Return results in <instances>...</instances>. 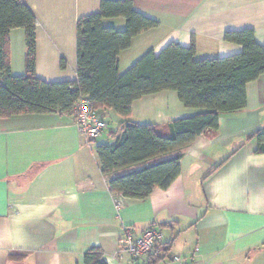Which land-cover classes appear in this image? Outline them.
<instances>
[{
    "label": "crops",
    "instance_id": "crops-1",
    "mask_svg": "<svg viewBox=\"0 0 264 264\" xmlns=\"http://www.w3.org/2000/svg\"><path fill=\"white\" fill-rule=\"evenodd\" d=\"M101 1L24 0L37 18L40 79H77V21L98 12ZM134 5L159 26L121 52V74L171 42L194 46L197 58L237 54L242 46L225 40L229 30L253 29L264 45V0H134ZM122 20L104 23L123 29ZM26 54L24 29H13V74L25 73ZM246 89L247 106L221 114L217 132L110 176L103 173L96 148L114 143L110 134L121 129L122 117L113 110L100 111L108 129L92 146L74 115L0 118V264H83L84 253L94 246L103 250L107 264H147L121 249L125 226L137 234L149 227L162 233L152 253L162 258L158 264H177L174 256L195 264H264V153L256 152L252 138L264 130V74ZM198 112L166 90L136 100L129 119L165 125ZM176 154H182L181 174L169 188H157L146 199L110 191L111 177Z\"/></svg>",
    "mask_w": 264,
    "mask_h": 264
},
{
    "label": "trees",
    "instance_id": "trees-1",
    "mask_svg": "<svg viewBox=\"0 0 264 264\" xmlns=\"http://www.w3.org/2000/svg\"><path fill=\"white\" fill-rule=\"evenodd\" d=\"M119 17L125 20L124 29L104 23L105 19ZM36 26L37 18L24 0H0V118L52 112L74 115L81 96H87L91 108L99 113L113 110L122 117L121 129L110 134L114 143L96 148L107 176L179 151L199 136L217 132L221 114L244 109L247 84L264 74V45L256 41L250 28L225 32L226 41L242 46L237 54L197 58L194 46L171 42L159 54L148 51L121 74V52L131 47L136 36L157 28L159 22L137 11L134 0H102L98 12L77 21V79L46 82L35 69ZM18 28L25 31L27 47L22 75L12 73L10 62V32ZM166 90L175 91L185 107L200 112L165 125L129 119L136 100ZM252 138L258 143L256 152L264 153V130H258ZM181 161L182 154H176L111 177L109 189L126 198L146 199L155 189L171 186L181 174ZM161 259L151 254L147 264H158ZM83 264H107L103 250L89 248Z\"/></svg>",
    "mask_w": 264,
    "mask_h": 264
},
{
    "label": "built area",
    "instance_id": "built-area-1",
    "mask_svg": "<svg viewBox=\"0 0 264 264\" xmlns=\"http://www.w3.org/2000/svg\"><path fill=\"white\" fill-rule=\"evenodd\" d=\"M74 118L84 136L85 142L90 146L94 145L108 129V124L102 114L91 108V102L87 96H81L77 100L74 107ZM161 239L162 233L153 227H149L137 234L132 227L125 226L120 245L121 249L134 260L144 261L153 253L156 244ZM172 261L177 264H195L185 263L178 256H174Z\"/></svg>",
    "mask_w": 264,
    "mask_h": 264
},
{
    "label": "rangeland",
    "instance_id": "rangeland-1",
    "mask_svg": "<svg viewBox=\"0 0 264 264\" xmlns=\"http://www.w3.org/2000/svg\"><path fill=\"white\" fill-rule=\"evenodd\" d=\"M122 21H123V22H125V20H124V19H123ZM124 28H125V26L123 25V29H124Z\"/></svg>",
    "mask_w": 264,
    "mask_h": 264
}]
</instances>
